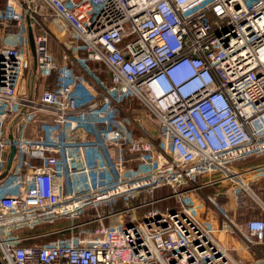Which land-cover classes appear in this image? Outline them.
Instances as JSON below:
<instances>
[{
  "label": "built area",
  "instance_id": "1",
  "mask_svg": "<svg viewBox=\"0 0 264 264\" xmlns=\"http://www.w3.org/2000/svg\"><path fill=\"white\" fill-rule=\"evenodd\" d=\"M261 158L264 0H0V264H264Z\"/></svg>",
  "mask_w": 264,
  "mask_h": 264
},
{
  "label": "rangeland",
  "instance_id": "2",
  "mask_svg": "<svg viewBox=\"0 0 264 264\" xmlns=\"http://www.w3.org/2000/svg\"><path fill=\"white\" fill-rule=\"evenodd\" d=\"M255 162H260V159ZM160 194L161 192L156 194V197H158ZM133 203L135 202L133 201ZM190 206L194 216L208 230L212 231L219 241L228 247H232L233 245L237 244V242L233 239H230L231 237L229 235L228 236L230 238H226L217 231L220 229L219 214L226 212V215L234 220L235 225L240 226L242 223H244V221H246V219L252 217L256 211L255 208L254 210L252 209V205H250V202L248 201L242 203L240 210H236L235 204L231 200L222 196L216 197L208 191H204L203 194L199 193L192 196L190 199ZM122 207H126V205L123 204ZM232 254L236 258L240 257L238 253L233 252Z\"/></svg>",
  "mask_w": 264,
  "mask_h": 264
},
{
  "label": "crops",
  "instance_id": "3",
  "mask_svg": "<svg viewBox=\"0 0 264 264\" xmlns=\"http://www.w3.org/2000/svg\"><path fill=\"white\" fill-rule=\"evenodd\" d=\"M250 165H252V167L250 168V172H249V178H251L252 180L253 179H258V180H264V159H260V162H255V163H253V164H249L248 166H250ZM208 179L207 178H203V182H205V181H207ZM215 186H221V184H219V185H215ZM205 191H208V192H210L211 194H213L214 193V191H216V189H207V190H205ZM232 220V222L233 223H235L234 222V220L233 219H231ZM219 228H220V226H219ZM218 232H219V229L217 230ZM219 233H221V232H219ZM222 234V233H221ZM223 236H225L226 238H230L231 236L229 235V234H222ZM230 237H229V236ZM230 239H233L234 241H236L237 242V244H235V245H233L232 247H230V248H235V250H233V252H235V253H238V255L240 256L239 258H237L239 261H241V262H243V263H247V262H249L250 260H252V254L249 252V253H247V252H244V251H242V250H240V248L242 247V245L244 244H242V242H240L239 240H235L234 238H230ZM244 246V245H243ZM232 252V253H233Z\"/></svg>",
  "mask_w": 264,
  "mask_h": 264
},
{
  "label": "water",
  "instance_id": "4",
  "mask_svg": "<svg viewBox=\"0 0 264 264\" xmlns=\"http://www.w3.org/2000/svg\"><path fill=\"white\" fill-rule=\"evenodd\" d=\"M15 153H16V149L14 147H12V149H11V155H10L9 162H8V166H7V170L2 175L1 178L5 177L7 175V173H8V171L11 169V166H12V163H13V159H14V156H15Z\"/></svg>",
  "mask_w": 264,
  "mask_h": 264
},
{
  "label": "trees",
  "instance_id": "5",
  "mask_svg": "<svg viewBox=\"0 0 264 264\" xmlns=\"http://www.w3.org/2000/svg\"><path fill=\"white\" fill-rule=\"evenodd\" d=\"M252 217H256V215L254 214Z\"/></svg>",
  "mask_w": 264,
  "mask_h": 264
}]
</instances>
